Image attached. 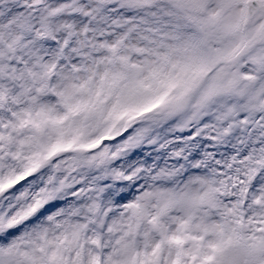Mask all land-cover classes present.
<instances>
[{
  "label": "snow or ice",
  "instance_id": "6c2138e0",
  "mask_svg": "<svg viewBox=\"0 0 264 264\" xmlns=\"http://www.w3.org/2000/svg\"><path fill=\"white\" fill-rule=\"evenodd\" d=\"M0 264H264V0H0Z\"/></svg>",
  "mask_w": 264,
  "mask_h": 264
}]
</instances>
